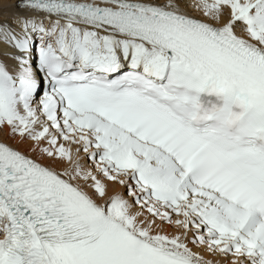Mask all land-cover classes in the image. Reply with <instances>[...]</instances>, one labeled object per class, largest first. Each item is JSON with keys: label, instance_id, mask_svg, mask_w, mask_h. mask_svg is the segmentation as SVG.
<instances>
[{"label": "snow or ice", "instance_id": "6c2138e0", "mask_svg": "<svg viewBox=\"0 0 264 264\" xmlns=\"http://www.w3.org/2000/svg\"><path fill=\"white\" fill-rule=\"evenodd\" d=\"M0 264H264V0H0Z\"/></svg>", "mask_w": 264, "mask_h": 264}]
</instances>
